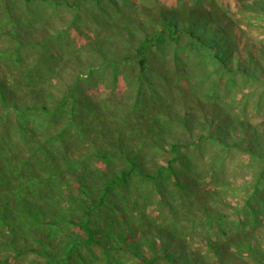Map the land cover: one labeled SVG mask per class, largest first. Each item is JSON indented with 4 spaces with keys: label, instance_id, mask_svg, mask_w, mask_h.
Instances as JSON below:
<instances>
[{
    "label": "rangeland",
    "instance_id": "obj_1",
    "mask_svg": "<svg viewBox=\"0 0 264 264\" xmlns=\"http://www.w3.org/2000/svg\"><path fill=\"white\" fill-rule=\"evenodd\" d=\"M53 1L0 0V82L10 101L23 107L38 105L44 99L53 108L65 99L69 88L77 85L54 121L45 116L20 115L8 107L10 101L5 104L0 98V178L15 179V184L21 182L22 171L29 170L28 143L39 134L48 138L43 132L47 120L55 124L51 132L64 125L56 120L67 118L74 122L64 147L58 141L50 142L46 151L41 149L43 161H39L38 155V160L32 161L44 178L53 173L54 181L62 182L57 189L62 196L79 193L75 173L85 172L91 181L98 178L92 168L96 172L119 170L121 161L105 164L93 156L105 147L103 134L113 141L120 137L128 140V149L146 154L138 159L144 168L152 171L155 164L168 165L172 158L168 153L171 144L179 143L193 169L178 161L174 164L177 174L165 172L155 182L134 177L126 187L114 191L118 202L114 196L110 197L107 205L95 211L92 218V223L104 230L100 235L102 241L117 242L109 236V223L117 224L125 217L131 243L154 233L150 239L157 245H152V240L142 244V250L150 257L155 256V250L162 254L161 240L166 241L164 235L175 232L176 240H185L184 244L176 245V252L181 254L183 249L197 259L183 257V260L196 264H264V226L249 222L255 218L250 213L254 206L256 210L262 209L260 217L264 224V193L258 199L264 190V179L258 176L263 159L251 156L247 148L235 146L236 142H241L243 147L253 144L264 152V138L256 140L253 130L257 127L264 136V94H260L263 85L254 80L246 82L240 73L231 76L218 70L207 52L193 48L194 41L185 35L180 43L160 49L152 47L145 76L140 75L135 60L136 48L144 37L161 29V9L173 8L177 12H190L185 14L187 18L179 17L181 24L194 25L204 38L217 40L231 66L237 68L242 61L244 69L264 76L261 55L264 0H68L77 2L69 7L54 6ZM217 27L225 31L222 33ZM123 55L130 56L131 61L115 68L105 65ZM213 89L223 98L218 104L223 105L229 118L242 120L246 126L234 130L229 123L217 119L218 109L208 100ZM162 99L167 100L159 105ZM154 111L163 120H169L170 114L174 118L168 131L155 138L151 133ZM79 125L85 128V133L80 134ZM209 135L220 136L229 145H221ZM63 155L69 161L83 158L78 171L71 172L70 166L62 161ZM54 165L60 168L59 172L52 168ZM176 175L182 186L177 183ZM58 193L46 196L31 191L30 196L44 203L58 202L64 208L72 206L59 201ZM210 210L216 211L218 218ZM73 212L66 215L74 214L73 218L84 215L80 210ZM49 213L46 221L55 214L51 209ZM245 220L248 222L244 227ZM73 226L64 224L56 235L63 238L77 234L79 230ZM238 230H242L243 239L253 238L252 246L259 249L257 257L241 245L229 246L236 242L233 235ZM210 234L213 240L220 238L228 244V250H221V258L205 239ZM9 241L6 230L0 229V259H6L3 264L44 262L31 252L16 256L11 248H2ZM15 244L24 248L21 238ZM126 254L124 263L134 264L133 254ZM157 264L171 263L159 259Z\"/></svg>",
    "mask_w": 264,
    "mask_h": 264
},
{
    "label": "trees",
    "instance_id": "obj_2",
    "mask_svg": "<svg viewBox=\"0 0 264 264\" xmlns=\"http://www.w3.org/2000/svg\"><path fill=\"white\" fill-rule=\"evenodd\" d=\"M89 1L97 2L98 0ZM46 2L49 3V0H46ZM53 2L55 4L54 6L57 7L63 5L69 7L77 3H71L68 0H55ZM161 11L163 15L161 29L145 36L136 48L135 60L139 65V73L141 76H145L146 72L149 70V56L153 46L160 49L167 44L180 43L182 35H185L194 41L193 48L200 47L207 52L209 58L217 66L216 68L218 70H221L223 73H227L231 76L240 73L246 82L249 80L258 82L260 85H263V90L260 94H264V76L257 74V71L251 72L248 69H244L241 66L243 65L242 61H239V67L237 68L231 66L230 60L226 57V54L221 51V48H219L217 40L213 38H204L201 34H199L194 25L187 27L186 24H181L179 17L187 18L189 16H186L185 14H189L190 12H177L174 11L173 8H163ZM217 30H220L221 32L225 31L223 27H217ZM225 41L228 44L230 42L227 36L225 37ZM261 55L264 56V51H261ZM125 61L130 62V56H119L118 59L108 61L105 65H111L115 68L125 64ZM76 87L77 85L75 84L73 88H69L65 99L61 100L53 108H49L44 99H41L40 104L38 105H26L20 107L18 103L10 101L1 82L0 98L5 104H8L10 101L8 107H12L17 110L20 115L28 118H31L30 116H45L54 121L60 109L67 104L68 97L71 95L72 91H75ZM209 97L212 98L209 99ZM209 97V103L213 104L215 109H218V112L215 114L217 119L223 123H229V127L234 130H237L240 126H246L242 120L236 119L235 117L230 119L229 115H227L228 112L224 110L225 108L223 105L218 104L219 101L223 99L218 90L213 89ZM166 100L167 99L160 100L159 105L165 103ZM168 100H170V98ZM75 111V107L72 105L71 112L74 119H76L74 114ZM169 116H171L174 120L171 114ZM171 118L169 120H163L162 115L155 113V111L153 112V127L151 128L153 138L164 135V132L168 129V127H171ZM59 122L64 124L61 129L57 132H51V126L55 124H53L51 120H47V128L42 130L48 134V138L46 139L43 134H39L32 143H28V149L30 148V150L28 151L29 155L26 157V161L29 165V170H33L30 172L26 169L23 170L20 175L21 182H19V184H15L17 183L15 179H12L11 181L6 178H0V229H5L8 237L10 238L8 246H2V248H11L13 251H16V256H24L25 253L31 252L37 257L43 259L44 262H40V264H125L123 256H126V253L130 252L135 258L133 261L135 262L134 264H157L159 259H165L171 264H196L182 259L183 257H186L190 260H197L191 252L182 251L183 249L181 250V254L176 252V245L179 246L184 244L185 240H176L175 232H171L172 236L164 235L166 241L162 238L163 240L160 242L161 247H159V249H162L163 253L158 254L157 252L159 251L155 250V256L150 257L142 250V244L143 242H150V240L153 239H150V236H153L154 233L145 234L143 237L137 238L136 243H131L130 226L127 223V219L124 217L123 220L117 222V224H114L111 221L109 223V226L111 227L109 236L111 239L117 241H114L113 244H111L110 241H102L100 235L104 232V230L98 228L95 226L96 224L92 223L94 212L106 206L110 197H115L116 193L114 194L113 192L118 191L121 187H126L134 177H138L140 180L155 182L162 179L165 172L177 174L174 164L178 161H183V163L187 166L189 165V169L191 167L193 169L190 158H186L181 150L182 145L179 143L171 144L168 153L172 154V158L167 161L168 165L164 166L155 164V170L152 171L144 168L141 163V159H138L140 156L144 157L146 154L139 151L135 153L133 148L128 149V140L120 137L118 141H113L112 139H108L109 137L107 136L109 135L103 134L102 137L105 147L99 148L95 154L93 153V156L103 160L105 164H110L112 161H121L122 165L119 170L113 172L101 170V172H96V170L92 168V171L97 173L98 178L96 177L97 179L94 178L91 181L88 180V176L85 172L75 173V175L78 176L77 181L79 182V193H65V191H62L65 193L64 196L66 195L64 198V196L60 195L57 191V189L61 188L62 182L54 181L56 178L55 174L52 173L50 174V177L44 178L43 174L36 170V166L32 165V161L38 160L37 155L40 159L41 149L46 151L50 142L58 141L61 147L65 146V141L67 140L68 135L67 133L70 132L69 128H73L72 125L74 122H71L67 118L62 121L60 119L56 120V123ZM211 124L214 125L213 122ZM78 130L80 131V134L85 133V128L82 125H79ZM253 130L256 131L255 139L263 141V132H259L257 127ZM209 137L218 141L221 145H229V143L223 138H220V136L214 137L213 135H209ZM113 143L116 144V146ZM235 146L239 149L247 148L251 156H254L257 159H263V168L261 174L258 176L263 177L264 179V152H260L257 146L253 144L248 147H243L241 142H236ZM67 157L68 156L63 155V163H67L70 166L71 172L78 171L77 167L83 161V158L82 160L69 161ZM39 161L41 162L43 160L40 159ZM52 168L57 172L60 171V168L57 167V165H54ZM43 170L46 171L45 169ZM49 171L51 170L49 169ZM18 173H16V175H18ZM176 181L180 186L183 185L177 175ZM31 191H39L40 193H44L46 196L58 193L59 201H65L68 204H72V206H66V208H64L60 203L55 201L54 203L52 201L44 203L41 199L30 196ZM263 193L264 190L262 189L259 195H262ZM261 195L258 199L261 198ZM115 200L118 202L116 197ZM49 209L53 210L55 214L49 221H46L45 218L51 215L49 213ZM79 210L84 212V215L79 216V218H73L74 214L72 215L71 213L69 216L66 215V212L74 211L73 213H75ZM260 210L262 211L261 208L256 210L253 206L250 213L253 216L255 215V218L254 220L249 221L250 224L264 226L260 217ZM210 212L213 217L218 218L216 217V211L210 210ZM210 220L212 221V219ZM247 222L248 220L243 221L242 225L244 224L245 227ZM64 224H72L77 227L79 231H77V234H68V236H63V238L56 235L57 232L62 229ZM241 229H243V226H241ZM25 230H32V233L26 234ZM242 234V230H238L237 234L233 235V239H235L236 242H233L229 246L241 245L242 247L248 248L249 251L254 252L257 257L259 249L252 246L253 238L245 237V239H243L241 237ZM18 238L22 239L24 244L23 249L17 247L15 244ZM54 239L57 240L53 242ZM205 239L210 247L213 248L214 254L220 258L222 256L221 250H228V244L225 240H220V238L213 240L211 234L205 236ZM152 245L157 244L153 241ZM98 249H101L102 252L100 253V250ZM4 262H6V259H0V263L3 264Z\"/></svg>",
    "mask_w": 264,
    "mask_h": 264
}]
</instances>
